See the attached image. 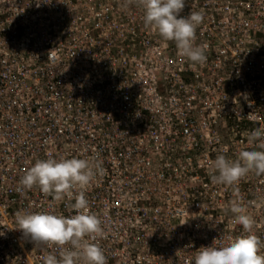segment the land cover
<instances>
[{
    "label": "built area",
    "instance_id": "obj_1",
    "mask_svg": "<svg viewBox=\"0 0 264 264\" xmlns=\"http://www.w3.org/2000/svg\"><path fill=\"white\" fill-rule=\"evenodd\" d=\"M46 2L0 0V264L56 251L16 229L17 212L75 214L19 184L49 157L102 164L85 195L107 264H194L202 246L244 235L209 162L264 127V0H186L181 15L203 14L202 65L125 0ZM236 188L264 240V175Z\"/></svg>",
    "mask_w": 264,
    "mask_h": 264
},
{
    "label": "clouds",
    "instance_id": "obj_2",
    "mask_svg": "<svg viewBox=\"0 0 264 264\" xmlns=\"http://www.w3.org/2000/svg\"><path fill=\"white\" fill-rule=\"evenodd\" d=\"M47 3L37 0V6ZM135 5L143 10V23L154 29L165 41H172L181 56L193 64L207 61L206 45H196V30L203 14L191 12L181 15L186 0H125V6ZM250 149H242L235 159L225 154L209 162L214 184L232 187L236 196L228 211L232 223L242 226L244 235L229 237L226 244L202 246L194 257V264H264V240L253 231L255 218L250 215L236 185L248 176L264 175V127H257L247 136ZM103 174L102 164L80 158H47L37 160L21 177L23 190L34 187L56 201L67 199L75 214L65 216L50 211L17 212L16 229L21 230L36 246L55 249L41 257L42 264H107V257L98 243L106 238L103 221L89 209L85 189L97 175Z\"/></svg>",
    "mask_w": 264,
    "mask_h": 264
}]
</instances>
